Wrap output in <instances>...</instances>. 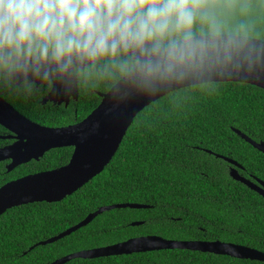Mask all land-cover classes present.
Returning a JSON list of instances; mask_svg holds the SVG:
<instances>
[{
  "label": "trees",
  "instance_id": "1",
  "mask_svg": "<svg viewBox=\"0 0 264 264\" xmlns=\"http://www.w3.org/2000/svg\"><path fill=\"white\" fill-rule=\"evenodd\" d=\"M264 28V16L255 20ZM32 122L46 127L75 125L100 104V94H79L78 100L54 106L21 104L0 96ZM240 131L264 143V91L241 83H216L211 93L194 90L161 97L134 119L104 171L59 203H33L12 208L0 217V264H51L69 254L101 248L144 236L172 241L223 242L264 253V199L229 176L239 174L264 182V155L242 140ZM0 126V148L11 145ZM210 152V153H209ZM73 148L50 150L7 172L0 162V187L19 178L65 166ZM115 209L52 244L40 242L79 224L101 207ZM140 222L139 226L132 223ZM32 247L34 249L30 250ZM65 264H264L185 250H162Z\"/></svg>",
  "mask_w": 264,
  "mask_h": 264
},
{
  "label": "clouds",
  "instance_id": "2",
  "mask_svg": "<svg viewBox=\"0 0 264 264\" xmlns=\"http://www.w3.org/2000/svg\"><path fill=\"white\" fill-rule=\"evenodd\" d=\"M264 0H0V96L112 109L264 77Z\"/></svg>",
  "mask_w": 264,
  "mask_h": 264
},
{
  "label": "water",
  "instance_id": "3",
  "mask_svg": "<svg viewBox=\"0 0 264 264\" xmlns=\"http://www.w3.org/2000/svg\"><path fill=\"white\" fill-rule=\"evenodd\" d=\"M215 83H241L257 87L264 91V77L248 76L225 78ZM99 106L83 121L61 128L42 126L32 122L15 110L0 97V126L6 129L14 142L0 148V162L8 161L7 172L31 161H39L50 150L73 148L69 162L58 169L40 172L10 181L0 187V217L12 208L33 203H59L75 193L86 183L100 175L117 153L135 117L156 100L136 104L127 109H110L100 94ZM77 101L78 95L71 97L47 95L42 105L47 102L69 104ZM234 132L254 149L264 155V143H256L238 130ZM210 153V152H209ZM231 167L229 176L232 180L243 184L249 190L264 199V182L246 179L239 174L243 168L235 161L216 155ZM146 209L145 205L117 204L99 208L89 214L79 224L63 233L40 242L38 245L52 244L77 230L89 225L98 215L115 209ZM140 222L132 223L139 226ZM34 249L32 247L30 250ZM162 250H185L227 256L239 260L264 262V253L232 243L172 241L158 236H144L101 248L84 250L64 256L51 264H65L73 259H96L121 255H131Z\"/></svg>",
  "mask_w": 264,
  "mask_h": 264
},
{
  "label": "flooded vegetation",
  "instance_id": "4",
  "mask_svg": "<svg viewBox=\"0 0 264 264\" xmlns=\"http://www.w3.org/2000/svg\"><path fill=\"white\" fill-rule=\"evenodd\" d=\"M45 97H46V96H45ZM45 97H44V98H45ZM44 98H42V100H43ZM42 100H41V101H42ZM71 100H72V99H71ZM71 100H70V102H71ZM70 102H69V103H70ZM48 103H50V104H52V105H54V106H57V105H58V104H54V103H52V102H47L45 105H47ZM40 104L42 105L41 102H40ZM10 105H11V104H10ZM61 105H65V104H61ZM61 105H58V106H61ZM68 105H69V104H68ZM68 105H67V106H68ZM43 106H44V105H43ZM67 106L65 105V107H67ZM4 162H5V161H4ZM7 162H8V161H7ZM7 165H8V164H7ZM7 165H6V166H7ZM205 254H207V253H205Z\"/></svg>",
  "mask_w": 264,
  "mask_h": 264
},
{
  "label": "snow or ice",
  "instance_id": "5",
  "mask_svg": "<svg viewBox=\"0 0 264 264\" xmlns=\"http://www.w3.org/2000/svg\"><path fill=\"white\" fill-rule=\"evenodd\" d=\"M3 194H0V196H2Z\"/></svg>",
  "mask_w": 264,
  "mask_h": 264
}]
</instances>
